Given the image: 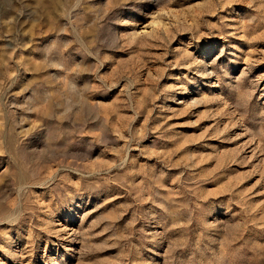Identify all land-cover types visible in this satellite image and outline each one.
I'll return each instance as SVG.
<instances>
[{
	"label": "rangeland",
	"instance_id": "374dc122",
	"mask_svg": "<svg viewBox=\"0 0 264 264\" xmlns=\"http://www.w3.org/2000/svg\"><path fill=\"white\" fill-rule=\"evenodd\" d=\"M0 264H264V0H0Z\"/></svg>",
	"mask_w": 264,
	"mask_h": 264
}]
</instances>
